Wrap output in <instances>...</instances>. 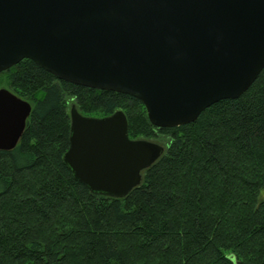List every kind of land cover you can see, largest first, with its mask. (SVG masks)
<instances>
[{
  "label": "trees",
  "instance_id": "obj_1",
  "mask_svg": "<svg viewBox=\"0 0 264 264\" xmlns=\"http://www.w3.org/2000/svg\"><path fill=\"white\" fill-rule=\"evenodd\" d=\"M32 104L0 150V264H264V69L241 96L158 127L135 96L59 78L31 59L0 71ZM122 110L131 139L166 148L125 197L92 192L64 160L71 108Z\"/></svg>",
  "mask_w": 264,
  "mask_h": 264
},
{
  "label": "water",
  "instance_id": "obj_2",
  "mask_svg": "<svg viewBox=\"0 0 264 264\" xmlns=\"http://www.w3.org/2000/svg\"><path fill=\"white\" fill-rule=\"evenodd\" d=\"M31 59L61 79L137 97L158 127L196 121L264 69V0H0V71ZM32 104L0 88V150L22 139ZM75 178L125 197L166 148L129 136L118 110L71 108Z\"/></svg>",
  "mask_w": 264,
  "mask_h": 264
},
{
  "label": "rangeland",
  "instance_id": "obj_3",
  "mask_svg": "<svg viewBox=\"0 0 264 264\" xmlns=\"http://www.w3.org/2000/svg\"><path fill=\"white\" fill-rule=\"evenodd\" d=\"M84 115H85V114H84ZM87 116H89V115H87ZM94 117H97V116H94ZM262 196H263L262 198H264V191H263V193H262Z\"/></svg>",
  "mask_w": 264,
  "mask_h": 264
}]
</instances>
